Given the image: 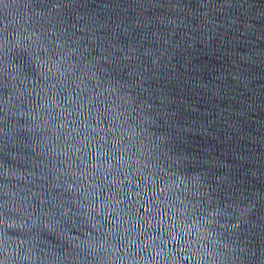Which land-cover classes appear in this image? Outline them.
<instances>
[{"label":"water","instance_id":"95a60500","mask_svg":"<svg viewBox=\"0 0 264 264\" xmlns=\"http://www.w3.org/2000/svg\"><path fill=\"white\" fill-rule=\"evenodd\" d=\"M0 264H264V60L0 0Z\"/></svg>","mask_w":264,"mask_h":264}]
</instances>
